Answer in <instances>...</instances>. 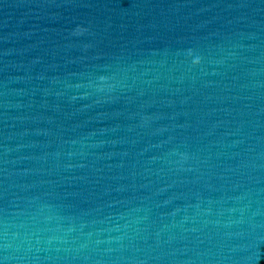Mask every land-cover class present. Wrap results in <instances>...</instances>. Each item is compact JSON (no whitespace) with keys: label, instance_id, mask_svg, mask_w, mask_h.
<instances>
[{"label":"water","instance_id":"water-1","mask_svg":"<svg viewBox=\"0 0 264 264\" xmlns=\"http://www.w3.org/2000/svg\"><path fill=\"white\" fill-rule=\"evenodd\" d=\"M0 264H264V0H0Z\"/></svg>","mask_w":264,"mask_h":264}]
</instances>
